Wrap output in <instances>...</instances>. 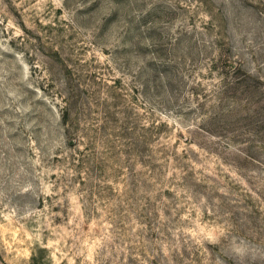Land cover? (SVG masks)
<instances>
[{
	"label": "rangeland",
	"instance_id": "1",
	"mask_svg": "<svg viewBox=\"0 0 264 264\" xmlns=\"http://www.w3.org/2000/svg\"><path fill=\"white\" fill-rule=\"evenodd\" d=\"M0 264H264V0H0Z\"/></svg>",
	"mask_w": 264,
	"mask_h": 264
}]
</instances>
